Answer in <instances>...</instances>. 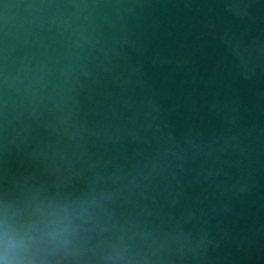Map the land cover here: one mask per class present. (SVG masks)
Segmentation results:
<instances>
[{"label": "water", "instance_id": "1", "mask_svg": "<svg viewBox=\"0 0 264 264\" xmlns=\"http://www.w3.org/2000/svg\"><path fill=\"white\" fill-rule=\"evenodd\" d=\"M0 264H264V0H0Z\"/></svg>", "mask_w": 264, "mask_h": 264}]
</instances>
